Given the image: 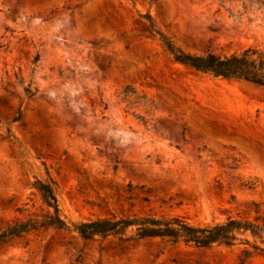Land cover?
Returning <instances> with one entry per match:
<instances>
[{
    "label": "rangeland",
    "instance_id": "374dc122",
    "mask_svg": "<svg viewBox=\"0 0 264 264\" xmlns=\"http://www.w3.org/2000/svg\"><path fill=\"white\" fill-rule=\"evenodd\" d=\"M145 13L186 51L264 48V0H0V224L48 213L32 186L47 170L74 221L264 222V87L175 62ZM128 86L157 104L132 109L149 124L121 102ZM243 247L42 230L15 238L0 264H264Z\"/></svg>",
    "mask_w": 264,
    "mask_h": 264
},
{
    "label": "trees",
    "instance_id": "16d2710c",
    "mask_svg": "<svg viewBox=\"0 0 264 264\" xmlns=\"http://www.w3.org/2000/svg\"><path fill=\"white\" fill-rule=\"evenodd\" d=\"M148 29L163 45L172 59L195 72L212 78L242 80L264 87V48L250 46L240 52L220 55L213 52L194 53L178 46L171 37L156 24L150 13L139 14ZM38 57L34 59L36 63ZM23 85V81L19 80ZM28 97L38 92L31 83L23 87ZM121 102L126 103V111L133 114L145 125L150 119L140 115L133 108L144 107L147 113L157 108L154 100L140 94L128 86L120 93ZM22 110L19 109L13 121H20ZM5 138L17 140L8 130ZM249 188L253 184H243ZM32 186L39 192L48 213L27 219H18L5 226L0 224V251L15 238L42 230H57L77 235L83 240L112 239L123 245H134L145 240L160 239L173 245L184 243L197 248L208 249L213 246L243 247L244 259L253 253L264 254V222H253L242 217H228L221 222L202 225L190 223L181 216L127 215L74 221L60 209L58 183L46 171L45 178L34 177ZM243 262V261H242Z\"/></svg>",
    "mask_w": 264,
    "mask_h": 264
}]
</instances>
